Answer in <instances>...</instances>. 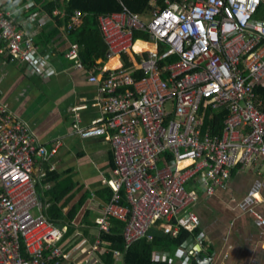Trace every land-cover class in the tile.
<instances>
[{
  "label": "built area",
  "instance_id": "built-area-1",
  "mask_svg": "<svg viewBox=\"0 0 264 264\" xmlns=\"http://www.w3.org/2000/svg\"><path fill=\"white\" fill-rule=\"evenodd\" d=\"M14 1L0 0L1 50L33 65L34 41L15 18L17 7L8 8ZM152 5L148 16L123 2L121 9L98 15L108 56L139 55L136 70L144 75L136 78L135 70L123 66L90 74L88 80L105 95L102 109L108 117L76 129L81 137L110 138L112 197L95 225L106 232L111 218L122 221L125 250L138 238L151 239L155 224L171 237L180 228L197 229V216L186 211L197 194L185 187L186 178L198 173L203 192L210 194L226 187L232 167L264 166L263 100L254 90L264 86V0H163L162 6L152 0ZM80 14L73 10L67 29ZM134 31L147 38L134 39ZM137 41L150 47L136 50ZM77 48L70 44L66 56L81 67ZM221 108L228 112L221 135L202 132L201 113ZM46 155L29 125L0 101V264L68 260L59 244L65 227L41 213L32 176L35 158ZM194 232L192 245L184 247L196 255L204 244L203 234Z\"/></svg>",
  "mask_w": 264,
  "mask_h": 264
},
{
  "label": "crops",
  "instance_id": "crops-1",
  "mask_svg": "<svg viewBox=\"0 0 264 264\" xmlns=\"http://www.w3.org/2000/svg\"><path fill=\"white\" fill-rule=\"evenodd\" d=\"M149 3L151 7L147 11L138 13L148 16L153 8L152 0ZM159 5H163V0H159ZM47 19L49 15L40 9L17 17L23 31L33 38L32 57L36 60L33 65L29 60L9 56L1 50L0 42V101L15 117L29 125L36 141L47 150L46 157L35 158L32 172L44 217L49 220L48 210L53 204L50 190L53 187L69 190L55 203L64 217L74 209L71 219H62L61 224L65 231L59 244L68 253L64 264H108L105 255L111 258L110 264H126L124 245L122 249L112 248L100 237L102 232L95 225L102 206L112 197L107 183L113 178L114 167L110 138L108 135L81 137L76 129L108 117L102 109L105 95L88 76H102L106 70L123 66L135 70L133 76L137 78L140 56L132 52L113 56L107 53L106 62L98 58L93 68H87L77 48L82 64L78 67L66 56L70 44L76 43L67 37L66 26L45 40L41 29L46 28ZM114 60L118 63L116 66L111 65ZM206 112L207 109L201 113L202 132L209 129V125L204 124ZM50 173L54 174L53 179ZM199 178L197 173L196 177L185 180V187L194 189L197 194V199L186 211H193L198 218L194 231L203 234V249L196 255L186 252L182 243L195 232L180 228L178 232L186 230V237L169 249L162 247L160 242L155 243L150 260H166V264H264V224L254 216L264 219V166L254 163L232 167L226 187L215 188L210 194L203 192ZM120 193L122 197L123 190ZM113 219L109 220L110 227ZM151 230L170 236L163 231L161 223L155 224L150 233ZM97 239L99 242L95 243ZM190 241L185 242L186 246L192 245L194 240ZM93 245L96 248L91 250ZM180 247H184L183 251ZM114 250H119V254ZM197 256L205 259L199 263Z\"/></svg>",
  "mask_w": 264,
  "mask_h": 264
},
{
  "label": "trees",
  "instance_id": "trees-1",
  "mask_svg": "<svg viewBox=\"0 0 264 264\" xmlns=\"http://www.w3.org/2000/svg\"><path fill=\"white\" fill-rule=\"evenodd\" d=\"M16 0L14 3H10L8 8L17 7L15 18L22 17L32 13L35 9H40L49 15L47 19L46 28H42L41 32L45 34V40L53 36L60 27L66 26L73 13L74 9H77L80 14V20L76 24H73L67 31V37L72 42H76L79 46V57L82 64L87 68H93L96 65V59L101 58L102 61L108 60L107 56V44L102 37L101 30L99 28L98 15L101 13L119 10L121 9V2H123L130 10L135 12H145L151 4L149 0ZM30 1V3L28 2ZM27 2L28 6H24ZM39 7V8H38ZM58 9L56 12H52L53 9ZM146 38L145 33L134 31L133 38ZM150 46L140 41L135 42L134 49L143 50ZM125 58V56H124ZM118 63L116 60L112 62V66H116ZM136 76H142L143 73L140 71L135 74ZM255 92L263 100L262 109L264 112V86L256 84L254 86ZM207 116L204 124L209 125V131L212 135H221L223 130V122L228 114L227 109H207ZM52 174V173H50ZM54 178V174L51 175L50 179ZM69 191L67 189H56L53 187L50 190L52 205L48 210V218L52 220L56 226L62 224V219H71L74 214V209L69 212V215L62 216L60 210L55 206V203L61 200L63 194ZM49 193V192H48ZM123 194V193H122ZM122 203H125V196H122ZM122 223L116 219L112 220V226L108 232L100 233L102 239H106L112 248L122 249L124 242L121 235ZM69 226H67V231ZM152 239L146 241L144 237L138 238L133 241L127 248L124 255L126 264H166L167 261H152L150 260L151 250L155 245L160 242L162 247L169 249L170 246L179 244L187 235L186 230L179 231L175 237L168 236L161 233L160 231L151 230ZM156 243V244H155ZM155 244V245H154ZM110 256V255H107ZM105 260L110 264L111 258L106 257ZM196 263V260H195Z\"/></svg>",
  "mask_w": 264,
  "mask_h": 264
},
{
  "label": "water",
  "instance_id": "water-1",
  "mask_svg": "<svg viewBox=\"0 0 264 264\" xmlns=\"http://www.w3.org/2000/svg\"><path fill=\"white\" fill-rule=\"evenodd\" d=\"M192 239V234H190L189 236H187L186 239H184L183 243L182 244H185L186 245V241L187 240H190ZM196 259L199 261V263H201L205 258L204 257H201V256H197Z\"/></svg>",
  "mask_w": 264,
  "mask_h": 264
},
{
  "label": "rangeland",
  "instance_id": "rangeland-1",
  "mask_svg": "<svg viewBox=\"0 0 264 264\" xmlns=\"http://www.w3.org/2000/svg\"><path fill=\"white\" fill-rule=\"evenodd\" d=\"M31 213H32V215H36L37 214V211H36V209H33L32 211H31Z\"/></svg>",
  "mask_w": 264,
  "mask_h": 264
}]
</instances>
